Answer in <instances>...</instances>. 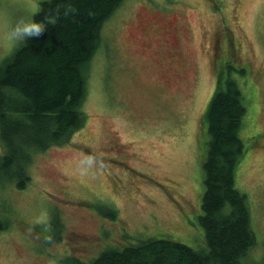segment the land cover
I'll return each instance as SVG.
<instances>
[{
	"label": "rangeland",
	"instance_id": "1",
	"mask_svg": "<svg viewBox=\"0 0 264 264\" xmlns=\"http://www.w3.org/2000/svg\"><path fill=\"white\" fill-rule=\"evenodd\" d=\"M45 1L0 0V64ZM101 35L84 127L30 155L23 189L0 165V264H89L149 239L202 248L204 117L220 79L236 81L246 108L234 177L260 258L264 0H124ZM4 154L0 137V163Z\"/></svg>",
	"mask_w": 264,
	"mask_h": 264
},
{
	"label": "trees",
	"instance_id": "2",
	"mask_svg": "<svg viewBox=\"0 0 264 264\" xmlns=\"http://www.w3.org/2000/svg\"><path fill=\"white\" fill-rule=\"evenodd\" d=\"M123 2H41L33 22L43 27L42 33L29 35L33 27L13 55L0 64V137L5 151L0 165L4 175L18 178L17 187L23 189L29 178L22 166H27L33 152L64 145L84 127L82 106L91 60L101 46L103 24ZM217 82L204 117L208 141L199 217L203 247L194 250L177 242L149 239L107 251L89 264H264V245L260 258H252L258 240L248 201L236 188L234 177L244 151L239 131L246 108L236 81ZM69 259L81 264L79 259Z\"/></svg>",
	"mask_w": 264,
	"mask_h": 264
},
{
	"label": "clouds",
	"instance_id": "3",
	"mask_svg": "<svg viewBox=\"0 0 264 264\" xmlns=\"http://www.w3.org/2000/svg\"><path fill=\"white\" fill-rule=\"evenodd\" d=\"M43 31V27L39 24L35 25V31L29 33V35L39 36ZM26 38V37H25Z\"/></svg>",
	"mask_w": 264,
	"mask_h": 264
},
{
	"label": "flooded vegetation",
	"instance_id": "4",
	"mask_svg": "<svg viewBox=\"0 0 264 264\" xmlns=\"http://www.w3.org/2000/svg\"><path fill=\"white\" fill-rule=\"evenodd\" d=\"M149 25H150L149 21L146 22V24H145V29H146V27H148ZM211 47H212V46H211ZM173 60H174V61H172V63H173L172 66H174L175 68H177V65L183 61V58L180 59V61H178L177 59H173ZM178 67H179V65H178ZM81 238H83V237H81ZM83 239H84V238H83Z\"/></svg>",
	"mask_w": 264,
	"mask_h": 264
},
{
	"label": "snow or ice",
	"instance_id": "5",
	"mask_svg": "<svg viewBox=\"0 0 264 264\" xmlns=\"http://www.w3.org/2000/svg\"><path fill=\"white\" fill-rule=\"evenodd\" d=\"M35 27V26H34ZM24 31H27V29H24Z\"/></svg>",
	"mask_w": 264,
	"mask_h": 264
},
{
	"label": "water",
	"instance_id": "6",
	"mask_svg": "<svg viewBox=\"0 0 264 264\" xmlns=\"http://www.w3.org/2000/svg\"><path fill=\"white\" fill-rule=\"evenodd\" d=\"M35 31V30H34Z\"/></svg>",
	"mask_w": 264,
	"mask_h": 264
}]
</instances>
